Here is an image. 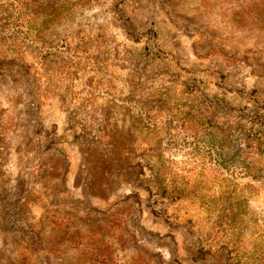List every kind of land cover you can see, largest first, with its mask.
Returning <instances> with one entry per match:
<instances>
[{
  "label": "rangeland",
  "instance_id": "374dc122",
  "mask_svg": "<svg viewBox=\"0 0 264 264\" xmlns=\"http://www.w3.org/2000/svg\"><path fill=\"white\" fill-rule=\"evenodd\" d=\"M0 264H264V0H0Z\"/></svg>",
  "mask_w": 264,
  "mask_h": 264
},
{
  "label": "trees",
  "instance_id": "16d2710c",
  "mask_svg": "<svg viewBox=\"0 0 264 264\" xmlns=\"http://www.w3.org/2000/svg\"><path fill=\"white\" fill-rule=\"evenodd\" d=\"M218 166H220L223 169H228V166H226L223 163H218ZM243 168L245 169V173H247L248 172V166H243Z\"/></svg>",
  "mask_w": 264,
  "mask_h": 264
}]
</instances>
